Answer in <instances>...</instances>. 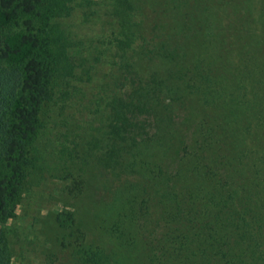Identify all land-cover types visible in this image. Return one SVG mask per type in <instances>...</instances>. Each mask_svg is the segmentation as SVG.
Segmentation results:
<instances>
[{
    "label": "trees",
    "instance_id": "16d2710c",
    "mask_svg": "<svg viewBox=\"0 0 264 264\" xmlns=\"http://www.w3.org/2000/svg\"><path fill=\"white\" fill-rule=\"evenodd\" d=\"M83 1L0 0V264L47 123L86 72L64 26ZM112 5L113 86L82 159L115 200L97 236L56 211L46 264H264V0Z\"/></svg>",
    "mask_w": 264,
    "mask_h": 264
},
{
    "label": "rangeland",
    "instance_id": "374dc122",
    "mask_svg": "<svg viewBox=\"0 0 264 264\" xmlns=\"http://www.w3.org/2000/svg\"><path fill=\"white\" fill-rule=\"evenodd\" d=\"M113 1L84 0L83 6H77L73 15L65 19L64 26L78 41L74 54L82 59L81 69L86 72L71 82L75 87L71 88L72 97L63 113L57 117L52 113V120L47 123L52 130L40 142L45 155L38 182L32 185L11 223L10 242L15 253L12 264H46L49 255L57 253L60 232L53 219L64 205L77 210L82 229L89 227L85 230L88 237L92 233L97 236L101 219L110 217L108 207L115 200L110 185L105 178L98 177L94 160L85 163L82 158H89L88 151L85 152L86 134L96 133L94 108L102 101L98 96L101 93L105 97L113 86L114 50L113 43H109ZM74 180L83 181L77 195L70 190ZM100 235L105 238L103 232Z\"/></svg>",
    "mask_w": 264,
    "mask_h": 264
}]
</instances>
